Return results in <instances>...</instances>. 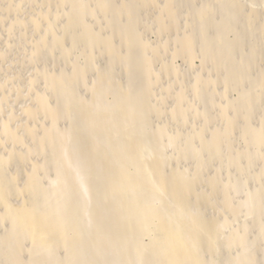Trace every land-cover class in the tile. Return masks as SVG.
I'll list each match as a JSON object with an SVG mask.
<instances>
[{
    "label": "bare ground",
    "instance_id": "bare-ground-1",
    "mask_svg": "<svg viewBox=\"0 0 264 264\" xmlns=\"http://www.w3.org/2000/svg\"><path fill=\"white\" fill-rule=\"evenodd\" d=\"M3 1L6 0H0V25L4 28L3 25L5 23L3 17L5 15L8 17L10 12L6 10L7 8L5 6L6 9L2 7V5H4L1 4ZM31 3L33 5L32 9L35 10L36 15L39 17L37 26L28 31L24 29L21 30L23 31L22 41H24L22 43L25 45V41L26 43L28 42L27 45H29V47L27 45L24 47L26 49L28 47L31 50L28 53L32 58L31 60L28 59L30 62L33 60L32 62L34 63L40 56L42 58V55H48L45 51L53 52L58 49L65 55V48L71 46L72 50L75 49L74 51L77 49L83 51L85 62L91 65L94 62L95 56L98 54H103L105 57L111 58L110 56L115 52L117 53L115 50L116 46L119 49L117 60L125 56L129 51L131 53L135 51L137 53L136 65L143 70H146L147 63L144 61V58L141 57V54L138 55V53L142 52L140 50L143 49L142 45L139 44V38L141 34H145V30H142L140 27V25L142 26L140 23L141 13H144L143 16L149 15L147 16L149 20L152 19V15L154 16V23L152 27H150L151 29L154 27L152 29L154 30L153 34H156V38L153 40L155 42L153 43V51L155 53L154 56H161L165 49L164 43H166V40L164 38L174 35L175 28L179 23L178 12L180 11L179 6H181L179 5L180 2L177 3V0H128V2L124 0H85L81 4L78 0H31ZM216 4L222 7L219 8H221L223 12H218L219 9L217 11L216 8H218V6L214 8L213 12L216 11L215 14L218 13V15H222V18L225 17V20L222 18L220 19L223 20L220 22L222 23V27H220L222 32L227 33L228 30H236V23L243 19L244 22L241 21L243 22V26L245 25V30L246 27H249L251 33H253V31H258L261 35L259 36L261 42H256V46L259 44L264 46V9L262 10L259 8V10H257L255 9L256 7H252L245 10L242 2L238 0H216ZM121 9L122 12L119 13ZM125 9H128L127 12ZM210 14L211 11L206 14L204 12V15L199 19L201 24H209L211 22H208L209 19L213 17L211 16L212 14ZM240 16L242 18H240ZM11 19L15 20L13 22H17L18 20L16 16ZM215 19H217V17H215L214 20ZM241 21L239 22L240 24ZM200 22L198 24H200ZM191 24L194 26L195 23ZM201 24L198 26H205ZM208 24L205 28H210L207 29L209 32V30H213L214 27H212V23L210 24V26L212 25L211 27ZM188 26L184 27L189 37L185 34L187 35L186 38L188 37L187 40L185 39V42H182L183 39L181 38L182 44L184 43L182 53L176 50L173 55L180 54L181 57L183 55V58L188 62L187 68L189 65L191 66L193 64V55H195L193 51L196 50V38L198 37H195L196 35L192 32L193 30H187ZM239 26L237 27L238 29ZM190 27L191 26H189L188 29H190ZM3 28H1V30H3ZM4 30L1 32H4ZM15 32L16 31H14V33ZM213 32H210L212 36ZM240 32L239 35H242L243 32ZM11 33L13 34V32H8L9 37ZM197 33L199 32L197 31ZM254 33L253 35H256ZM19 34H22V32H19ZM208 34L209 33H205L203 36L204 38L201 39L203 41L202 47H204L201 49V51H203L202 54L209 59H216L222 66L228 79L224 88L225 98L221 101L218 99L219 103H222L218 105H213L212 103L216 108L223 109L221 110V112L223 111L221 114L219 111V117L221 133L224 138L223 141H221L222 144L213 148L210 153L217 154L219 150L222 149V146L225 145L224 139L229 140L230 137L233 136V132L237 130L235 134L238 132L239 135L241 128L250 132V126L247 122L252 115L254 107L256 106L257 108V105L261 106L260 101H263L261 97L264 95V91H262L264 90V79L260 80L261 89H258L259 91L255 92L253 90L254 92H252L251 88V91L248 92L251 95H249V97L252 99L253 103L251 104L253 105L250 106L248 103L246 104V85L247 88H250L248 87V83L251 82L250 69L253 67H246L244 65L245 61L242 60L243 56H241V60L238 57L239 59L237 62L240 60L239 66H237L238 64L235 62V45H238L236 41L239 40H236V38L242 37H236L234 39L236 40L235 42L226 41L228 43L225 45L221 39L219 40L217 38L216 31L212 38L213 40H207V37H209ZM199 35L202 37L201 32ZM144 36H146V34ZM4 37L6 38L7 36ZM2 41L4 40L2 39ZM211 41L217 42V48L213 50L215 51L214 58L211 56V53L213 52L212 44L215 43ZM246 41L248 40L246 39ZM254 42L253 40V43ZM249 43L250 42H248V44ZM4 44H7V42L5 41L3 45ZM8 44H10V41ZM105 44L108 46V52L104 50ZM246 44L247 43H244V45ZM223 45H225L224 48ZM244 45L242 46L244 47ZM0 46L2 47V44ZM109 47L113 48L112 51ZM261 48L263 47L255 50L260 51L259 49ZM109 51L111 52L109 53ZM263 51L264 48L261 53ZM169 52L171 54L173 53L171 51ZM169 54L166 56L169 57ZM253 54H250L251 57L254 56ZM258 56L259 55H256L255 62ZM51 57L53 56L51 55ZM176 57L177 56H175V59ZM157 59L159 58L157 57ZM185 60H183L184 63L186 62ZM250 60L253 61L252 59ZM251 61L250 63H252ZM261 61L263 62L264 60ZM67 62L69 66H71L70 59ZM213 62L215 63V60ZM159 63L162 66L161 61ZM231 63L236 65L240 73L236 72L234 67H230L231 65L229 64ZM56 64H58V61H56ZM169 65L171 64L165 67L169 68ZM172 65L175 64L172 63ZM161 68L162 67L158 68L157 65L154 66L153 70H150L149 74H151V77H149L148 88L143 95L139 92L127 95L120 91L114 94L115 97L111 104H106L102 99L105 95V90L102 88L103 83L101 81L98 88L92 90L94 93L91 101L93 99L92 102L95 103V105H92L90 109L79 103L77 94L75 93L77 92L75 84L64 83L62 79H58L54 75H39L33 71L38 75L33 78L32 76L29 77V79H32L28 89L29 91L27 92L28 94L26 95H28L27 99H30V104L29 102L27 103L29 104L28 111L23 115L21 114L23 118H20L23 120L22 125L24 126V132H20L22 138L19 136L15 137L13 134L14 132L12 133L13 137L7 133L4 134L6 131L4 133L0 131V218H5L4 223L2 222L0 227L7 224L12 232L10 243H7V245L5 244L7 250L5 249L6 252H3L5 257L7 255V258H10V264H25L26 261H23L25 260L23 256L25 252H27L26 250H30L29 255L31 258L28 257L30 264H59L58 262L61 264L63 261L66 262H64L65 264H112L113 262L110 257L115 253L120 254L121 258L127 262L126 264H135V262L139 264H207L206 255L213 252L216 246L212 243L213 241H207L204 235L203 217L197 218L191 215L189 207L193 203V196L196 198L198 192H208L210 199L214 198L213 200H215V198L219 196L222 197L221 199L226 203L227 209L225 210L227 211L228 208H230V197L224 192L225 189L223 185H221L219 181L213 183V181L207 180V175L202 179H197L195 183L193 180L190 181L192 184H190V182L180 183L179 181L172 180L169 175L166 176L162 166L157 162H152V166L148 168L139 154L144 148H148L149 145H152L151 141L142 140L138 133V124L143 121H149L152 116V106L149 107V105H151L150 101L154 102L158 100L159 105L165 107V110L164 107L159 106L157 108V111L160 112L159 115L162 121L163 118H165L164 116H167L165 112H168L171 110L169 108L174 106L175 111L173 113L178 116V119L180 118L179 120L185 119L184 123L189 124V122H186L187 116L188 120L191 121L190 118L192 115L189 117V113H193V111L190 112V105H192V103L194 105V100L197 97L199 98V95H197L194 100L192 99L193 102L190 104V96L188 100V94L182 90L180 94L181 98H174L173 103L172 101L170 102L169 97L172 96L171 98H173L175 95L174 93L177 92L175 91L173 93L174 89L178 88V92L180 91L179 89L182 82L179 80L180 78H178V76L181 77L180 75L182 74L179 75L178 71L173 67H171L173 71L170 69H168L169 71H164ZM70 69L71 67H69V70ZM73 69L74 67L72 65V70ZM253 69L255 70V68ZM55 70L58 71L57 69ZM72 70H70V72ZM95 71L97 72L96 69ZM35 73L33 74L36 75ZM176 75L178 76L176 77ZM157 76L162 77H159L161 78L159 79ZM247 80L250 82H247ZM39 81H42L43 84H40L43 88H39ZM156 81L164 83L163 86L165 87L160 86ZM183 82H185V79ZM244 82L245 84L247 83L245 86L243 85ZM232 87H234L233 89L236 88L235 90L238 89L236 91L238 92V98L234 99V107H231L230 100L228 101V99H226V92ZM165 89L168 90V94L164 93ZM208 90L210 89L205 86H197L196 92L194 91L195 95L193 96L200 93V96H208L210 92L207 94L205 93L206 95H202L203 92H207ZM168 102L171 104H167ZM209 102L210 100L208 99L207 105H210ZM202 104L200 105L201 107ZM238 106H244L246 110L245 116L240 114ZM196 107L198 108V106ZM1 108L4 107L1 106ZM1 108L0 115H4V109ZM197 108H195L196 111L194 110V113L199 111ZM203 108L205 109V107ZM162 113L163 116L161 115ZM2 115V118L0 117V123L3 120ZM65 118L67 119V121L65 120L67 123L65 126L69 129L71 134L69 141L63 139L61 135L62 127L60 123L65 121L60 122V120ZM184 123H179L181 129L187 126V124L185 126L181 125ZM261 127L259 130H261V137L264 138V127ZM11 131L12 130H9V133H11ZM181 131L180 129L177 130L178 133ZM184 131L182 132L184 133ZM17 135L18 134H16V136ZM243 141L245 142L246 140ZM260 141L264 144L263 139H260ZM230 142L231 139L228 144H231ZM258 142L256 139H252L249 141V145L245 148L244 144L243 148L246 153H249L250 150H252L251 148L254 149L256 155L262 158L264 171V145ZM236 147H238V145ZM221 151L223 152V150ZM37 154L39 157H42V160H39L41 162H38V157L35 159L38 164L33 160V155L37 156ZM226 158L229 159L228 156ZM15 164H19L16 170L10 167L13 165L16 166ZM49 164L52 166L50 169L53 168L54 170V172L53 170L52 172L54 173L53 176H55L57 187L61 190V194H59V196L57 194L56 197L45 195L44 182H42V178L45 176V174L42 176L43 172L46 170V167L47 170L49 169ZM58 165L61 166V169L57 171L56 167H58ZM197 165L198 164H196V166ZM179 167L181 168V166ZM9 168L14 171L10 169L11 172L15 173L13 180H10ZM48 174L49 172L47 176ZM75 177L81 178L80 182L77 181ZM203 179L207 181L209 186H205L206 182L203 181ZM83 180H87L85 187L92 200L91 207L90 209L88 208V215L91 219V225L89 224L90 227L84 221L85 210H87L85 209L86 205L84 207L77 197L79 193L78 190L83 186L81 183ZM200 183L201 185L204 184V186H201ZM216 195L218 196L216 197ZM217 200H219V198H217ZM235 230L237 231V228ZM240 230L241 229H239V231ZM241 232L239 233L241 234ZM234 234L233 236L235 237L240 235ZM6 239L4 237V240ZM205 241L207 243H205ZM2 242L5 243L4 241ZM61 258L65 260L62 259V261H60ZM106 258H110L111 260L109 259L107 261Z\"/></svg>",
    "mask_w": 264,
    "mask_h": 264
},
{
    "label": "rangeland",
    "instance_id": "rangeland-1",
    "mask_svg": "<svg viewBox=\"0 0 264 264\" xmlns=\"http://www.w3.org/2000/svg\"><path fill=\"white\" fill-rule=\"evenodd\" d=\"M84 1L85 0H78V2H80V4L83 3ZM124 1L128 2V0H124ZM238 1L242 2V4L244 5L243 8L245 10H248L252 7L253 8L256 7L255 9H257V10H259V8L262 10L264 9V0H238ZM177 3H179V5H181V6H179L180 11L178 12L179 23H178L177 27L175 28L174 35H172V36L167 35L168 37L164 38L166 40V43H164L165 49H164V53L161 56L160 55L154 56L155 53L153 51V43H155L153 40L156 38V36H155L156 34H153L154 30H152V29L154 27L152 29L150 27H152V24L154 23V20H153L154 16L150 15L152 17V19L149 20L148 19L149 17L147 18V16H149V15H145L146 16L145 17V16H143L144 13L143 14L141 13V15H140L141 22L140 23L142 24V26L140 25V27L142 28V30H145L146 36H144L145 34H141V36L139 38V44L142 45L143 49L141 48L142 50H140V51H142V52L138 53V55L141 54L142 55L141 57L144 58V61L147 63L146 64L147 65L146 70H143L141 68H138V66L136 65L137 53L135 51L134 52L132 51V53L129 51L125 56H123L122 58L117 60L118 55H119L117 53L119 52V49L116 46H115V50L117 51V53L115 52L112 56H110L111 58H107L103 54H100L101 56L98 54L95 56L94 62L91 65H88L85 62L83 51H79L77 48H76L77 50L74 51L75 49L72 50L71 46L70 47L67 46L65 48V55L66 56L63 55L58 49H56V50H54L55 52L54 51L53 52L45 51V53L47 52L48 55L43 53L46 56L42 55V58L40 56L41 59L38 58V60H35L36 62L34 61V63H33L32 62L33 60L30 62V60L32 58H31V55L28 53L31 50H30V48H28L29 45H27L28 42L26 43V41H25V45H27L28 47L26 46L27 49L24 47L25 45H24V43H22V42H24V41H22L23 31H21V30L24 29V30L28 31L29 29H34L37 26V21H38L39 17L36 15L35 10L32 9L33 5L31 3V0H19V2H18V0L3 1L1 3V4H4V5H2V7L5 6L7 9L5 7L4 8L10 13H9L8 17H6L7 15H5V14H4L5 15L4 17L2 16L4 19L6 17L5 20L3 19V21L5 23L3 25L4 28L1 27V25H0V33H1L0 34V36H1L0 41H2V39L4 40V41L0 42V45L2 44V47L0 46V51H1L0 52V56H1L0 58L2 60L4 59L3 61L0 59L1 60L0 61V66H1L0 67V79H1V81L2 80L4 81V82L0 81V98H1L0 99V103H1L0 108H1V106L4 107L1 109H4L3 112H5V113H3L4 115L1 114L3 116V120L0 123V131H2L3 133L6 131L4 134L7 133V134L12 135V136L14 134L15 137L19 136L20 138H22V136H20V132H24V126L22 125L23 120H21V119L23 118L22 115L24 113H26V111H28L27 110L28 105L30 104V99H27L28 95H26V94H28L27 92L29 91L28 89L30 87L31 79L34 76H37L38 74L39 75L45 74L48 76L54 75L56 78L62 79L64 81V83L75 84L76 89H77V92H75V93L77 94V99H78L79 103H81V105L86 106V108L89 107L88 109H90L92 105H95V103L92 102L93 99L91 101V98H92L93 93H94V91L92 92V90L97 89L98 86L100 85L101 81L103 83L102 88L105 90V92H104L105 95L103 96L102 99L106 104H111V102H113V99L115 97L114 94H116L117 92H120V91L124 94H127V95L130 93L133 94V93H138V92L143 95L145 90L148 88L149 77H151L150 76L151 74H149V72H150V70H153L154 66L158 65V68L162 67L161 69H163L164 71H167L168 69L171 70V67L175 68V70L178 71L179 75L182 74L180 76L183 79L181 77H179L178 75H176V77L178 76V78H180L179 80L182 82V84H181V87L179 89L180 90L179 92L177 90L178 88H175L176 90L174 89L173 93L175 91H177L178 93L175 92L174 93L175 95L173 98H171L172 96L169 97V101L170 102L172 101V103H173L174 98L180 99L181 98L180 94H181L182 90H183V92L185 91V93L188 94V97H187L188 100H189V96H190V98H191L189 100L190 104H191V102H193L194 98H196L197 95H199V98L197 97L194 100L195 101L194 105H193V103H192V105H190V112L193 111V113L192 112L189 113V117L192 115L193 118L191 117L190 118L191 121H190V120H188V116H187L188 121L186 120V122H189V124L186 123L187 126H185L186 125L184 123L185 119L184 120L183 119L179 120L180 118L178 119V116H176L175 113H173L175 111V109H174L175 107L173 106V107L169 108L171 110H169V111L167 110L168 112H165L168 117L164 116L165 118H163V121H162L160 118V115H159L160 112L157 111V108L159 106L160 107H164V106L159 105L158 100H156L154 102L150 101L151 105H149V107L152 106V108H151L152 116H151L149 121H147V122L143 121V122H140L138 124L139 125V130H138L139 132L138 133L141 136L142 140H144V141L149 140V142L151 141L152 145L151 146L149 145V147H148L149 149L144 148L142 150V152H139L140 157H141L142 161H144L147 164L148 168H149V166H152L151 165L152 162H157L160 166H162L166 176L169 175V177L172 180L179 181L180 183H183V182L189 183L192 180L195 183V181H197V179H202L207 175L206 176L208 178L207 180L213 181V183H215V181H219V182H221V185H223V188L225 189L224 192H226V195L228 197H230V201H229L230 202V205H229L230 208H228L227 211L225 210V209H227L226 203L221 199L222 197H220V196L217 197L218 195H216V197L219 198V200H217V198H215V200H213L214 198L210 199L208 192H198L196 195V198L193 196V203L189 207V209L191 210V215L196 216L197 218L203 217V219H204V224H203L204 225V227H203L204 228V235H205L207 241H209V242L213 241L212 243H214L216 246L215 250L208 254L209 257H208V255H206L207 264H264V188H263L264 187V181H263L264 180V175H263L264 171H263V165H262L263 161H262V158H260L256 155V152L254 151L253 148H251L252 150H250L249 153L248 152L246 153L244 148H243L244 144H245V148H246L247 145H249L248 144L249 141H251L252 139L253 140L256 139V141L257 142L259 141L258 143L261 145L263 144L260 141V139L261 140L263 139V141H264V138L261 137L262 136L261 132H260L261 130H259V129L262 128L261 126L264 127V102H263L264 101V95H263V97H261L262 98L261 100H263V101H260L262 107L260 105H257V108H256V106H255L254 110L252 112V115L247 122V124L250 126V132H247V130H244L241 128L240 134L238 135V132H237V134H235V132L237 131L236 130L235 132H233L234 133L233 136L235 135L234 136L235 139L233 138V136L230 137V139H231L230 143L231 144H228L230 139L229 140L224 139L225 145H223L222 149H221V150H223V152L221 150H219V152L217 154H215V153L210 154L212 152L213 148L222 144L221 141H223V138H224L222 136V133H221V125H220V117H219V115L223 112V111L221 112V110H223V109L216 108L213 105H215V104L218 105V104L222 103V102L219 103V100L221 101V100H223V98H225L224 88H225V85H226L228 79H227V76H226L222 66L220 65V63L216 59H212V58L209 59L207 57H204V55L202 54L203 51H201V49L204 48V47H202L203 41L201 39L204 38L203 36L205 33H209L208 34L209 37H207V40H210L214 37L215 31H216L217 38L219 40L221 39V41L225 45L228 43L226 41H229V42L234 41L235 42L236 40L239 39L238 41H236L238 43V45H237L238 47L235 45L236 51H234V53H236L235 54L236 55L235 62L238 64L237 66H239V62L242 59L241 56H243L242 60L246 62V64L244 62V65L246 67L251 66V67L255 68V70H254L253 68L250 67L251 68L250 72L253 74V76H252V74L250 73L251 82L247 80V82L251 83V84L248 83L249 84L248 87H250V88H247V85H246L247 83L245 84V82H244V84H243L244 86L246 85V89H247L246 93H245L246 94L245 95L246 96L245 97L246 104L248 103L250 106H252L253 104H251V103H253V102H252V99L249 97L250 94L248 92L251 91L250 90L251 88H252V92L259 91L258 89H261V83H260L261 81L260 80L264 79V61L263 62L261 61V60H264V51L261 53L264 46H262L260 44H259L260 46L258 45L259 47L256 46L257 45L256 42H258V41H259V43L261 42V40L259 38V36H261V35L258 31H253V33L255 32L254 34H256V35H253V33H251L249 27L248 28L246 27V30H245V25L243 26V22H244L243 19H241L243 22L241 20H239L240 18H242L241 16L238 19L239 22L241 21V24L238 21H236L238 23H236V25H235L237 27L240 25L239 29L237 27H235L236 30L235 29L230 30V31L228 30L227 33L222 32L220 29V27H222V23H220V22L223 21V20H220L222 18L221 17L222 15L219 14L220 15L219 16L218 13L215 14L216 11L213 12V10H214V8H216V6H218V8H216L217 11L219 9L218 12H220V11H221V13L223 12L221 9L222 7L216 4V0H182V1L177 0ZM245 4H246V7H245ZM247 6L248 7L250 6V7L248 8ZM219 7H221V8H219ZM127 10L128 9H125L126 12H127ZM210 11H211V14L213 12L212 15L210 14L211 16H213L214 18L217 17V19H215V20L212 17V19H209V21H208V22H210V21L211 22L209 24L207 23L210 26L211 23L213 25V23L215 22L213 26L211 25L212 27H214V29L216 28L215 30L213 29L214 32H213V30H209V32H208L207 29H210V28H205L207 26V24H205V23L201 24V22L199 21L201 16L204 15V12L206 14ZM121 12H122V9L119 10V13H121ZM14 16L17 17V19H18L17 22H13L15 20L11 19V18H14ZM211 16H210V18H211ZM197 17H199V18H197ZM223 17H224V15H223ZM145 18H147V19H145ZM224 18H222V19H224ZM10 19H11V22H10ZM144 21L145 22L147 21V22L145 23ZM199 22L202 26H204V25L205 26L204 27L198 26V25H200V24H198ZM191 23H195L194 26ZM188 25L191 26L190 29H188L189 28ZM184 26L185 27L188 26L187 30H190V31L193 30L192 32L195 33V35H196L195 37L198 36L196 38L197 39V43L195 46L196 50L193 51V52H195V55H193V56L194 57L197 56L198 58L193 57V59H194L193 64H192L193 67H192V65L191 66L189 65L188 68H187L188 62L183 58V55H182V57L180 54L175 55V56H177L176 59H175V56H173L175 54L176 50L178 52L182 53V51H183L182 49L184 46V43L182 44V42H185L187 40V38L189 37V35L185 32L186 28ZM242 27H244V28H242ZM1 28H3V30L5 29L6 32H5V30H4L5 33L1 32V31H3V30H1ZM144 28H147V29H144ZM240 29H241V32H240ZM218 30H220V31H218ZM14 31H16V32L14 33ZM18 31L22 32V34H19ZM197 31L199 33L201 32V35L203 32H205V33H203V35L201 37L199 35V33H197ZM235 31H237V32H235ZM8 32H13V34L11 33L10 34L11 36L9 37ZM210 32L211 33L213 32V36H212V34H210ZM239 32L240 33L243 32V34L239 35ZM244 32H246V33H244ZM185 34L188 35L187 38H186L187 35H185ZM222 34H223V36H222ZM4 36H7V37L5 38ZM210 36H211V38H210ZM228 36H229V38H228ZM93 37H95V36H93ZM236 37H242V38H236ZM11 38H12V40H11ZM181 38L183 39L182 42H181V40H182ZM235 38H236V40H234ZM245 38L248 41H246ZM8 39L10 41V44H8V42H9ZM24 39H25V37H24ZM253 40L255 41L254 43H253ZM5 41L7 42L8 46H7V44L3 45V43H5ZM145 41H147V42H145ZM211 42L215 43V44H212V51H213L214 49L217 48V42H215V41H211ZM248 42H250L249 44H251V45H249ZM11 43H13V44H11ZM168 43H170V44H168ZM244 43H247L246 44L247 46L244 45ZM225 45H223V48L225 47ZM242 45H244V47ZM5 46H7V47H5ZM249 46H252L253 48L249 47ZM260 47H263V48L259 49L260 51L255 50V49L260 48ZM237 48L239 51L237 50ZM109 49L112 51L113 48L109 47ZM66 50H69V51H66ZM104 50L106 52H108V46L106 44H105ZM111 51H109V53ZM169 51H171L173 53L171 54ZM237 51H238V53H237ZM2 52H4V53H2ZM214 52L215 51H213L211 53V56H213V58H214ZM254 52L257 54H255ZM166 53L169 54V57L166 56L167 55ZM60 54H62V55H60ZM67 54H69V55H67ZM198 54H199V56H198ZM250 54L254 55V56H252L254 59L251 57ZM51 55L53 57H51ZM256 55H259L260 57L258 56V58L255 62ZM48 56H50V57H48ZM64 56L66 57V60H65ZM157 57L159 59H157ZM238 57L240 58L239 62H237V60L239 59ZM48 58H51L52 60L48 59ZM55 58H57V59H55ZM68 58L70 59L71 66H69V64L67 62V61H69ZM259 58H261V59H259ZM28 59H30V60H28ZM250 59H252L253 61H251ZM41 60H42V62H41ZM168 60H169V62H168ZM172 60H173V62H172ZM183 60H185L186 62L184 63ZM214 60H215V63L213 62ZM50 61H52V62H50ZM56 61H58V64H56ZM61 61H62V65H61ZM160 61H161L162 66L159 63ZM250 61L252 63H250ZM171 62L175 65H172ZM262 63H263V65H262ZM168 64H171L172 66L169 65V68L165 67V66H168ZM176 64H177V66H176ZM250 64H252L254 66H252ZM56 65H59V66H56ZM72 65L74 67L73 70H72ZM229 65H231L230 67H234L236 72L240 73V70L236 67L235 64L231 63ZM69 67H71V69H70V70H72L71 72L69 70ZM58 68H60V69H58ZM55 69H57L58 71H56ZM95 69L97 70V72L95 71ZM33 71H35L38 74H36ZM171 71H173V70H171ZM254 71H255V73H254ZM33 73H35L36 75H34ZM219 74H220V76H219ZM31 76H32V78L29 79V77H31ZM159 77H162V76H159ZM159 77L157 76V78H159ZM224 77L226 80L224 79ZM159 79H161V78H159ZM184 79H185V82H183ZM164 80H165V78H164ZM156 82H158L160 86L164 85V83H162V82H159V81H156ZM40 83H42V81L41 82L39 81V84ZM27 84H29V85H27ZM12 85H13V87H12ZM197 86H205V87L210 89L207 92H203L202 95L205 93L207 94L208 92L213 93V94L208 93V96L205 94L206 96L204 97V95L200 96L201 95V93H200V94H196V96H193V95H195V92H196L195 90H196ZM41 87L42 86L40 84L39 88H41ZM163 87H165V86H163ZM233 88L234 87L228 89L229 91L226 92V99H228V101L230 100V106L231 107L235 106V103H234L235 100L234 99L238 98V92H236L238 89L235 90L236 88L235 89H233ZM17 91H19V92H17ZM167 91L168 90L165 89L164 93L168 94ZM216 91H217V93H216ZM262 91H264V90H262ZM15 95H17V96H15ZM209 95H210V98H209ZM7 96H8V98H7ZM22 96H24V97H22ZM212 96L214 99L212 98ZM208 99L210 100V102H209L210 105H207ZM216 99L217 100L219 99V100L217 101ZM213 100L214 101L216 100V101L214 102ZM5 101H7V102H5ZM19 102H20V104H19ZM23 102L26 104H24ZM28 102H29V104H27ZM91 102H92V104H91ZM260 102H258V103H260ZM212 103H213V105H212ZM167 104L170 105L171 103L168 102ZM201 104H202V107L200 106ZM7 105H8V107H7ZM196 106H198V108ZM167 107H168V105H167ZM203 107H205V109ZM195 108H197V110H199L196 113H194L196 111ZM213 109L216 110L217 112L214 111ZM238 109H239V112L242 116L246 115V110L244 109V106H242V107L238 106ZM164 110H165V107H164ZM7 111H9V112H7ZM219 111H220V114H219ZM9 114H10L11 118L9 117ZM1 115H0V117H1ZM161 115L163 116V113ZM65 120L67 121V119L65 118L63 120H60V122H63ZM168 120H169V122H168ZM66 121L63 123H60L61 127H62L61 128V135L63 136V139L69 141L71 138V134H70L69 129H67L65 126V125H67ZM180 122L184 123L181 125L182 126L184 125L185 128L182 127V129H181V127L179 125ZM178 125H179V128H178ZM177 128L182 130V131L185 130L184 133L182 131L180 133H178ZM9 130H12L11 133H9ZM217 130H218V132H217ZM16 134H18V135L16 136ZM243 140H246V141L244 142ZM237 145H238V147H236ZM240 147H241V149H240ZM224 148H225V154H224ZM47 152H50V151H47ZM239 152H242V153H239ZM218 154H220V155H218ZM223 155H227L229 157V159L226 158L227 156H223ZM0 156H1V151H0ZM57 157H58V154H57ZM36 158H37L38 162H41V161H39L40 159L42 160L41 156L39 157L38 154H37V156L33 155L34 161ZM210 159H212V160H210ZM196 164H198V165L196 166ZM18 165L19 164H17L16 166L13 165L14 167L13 166H10V167L12 169L16 170V169H18ZM56 166H57V164H56ZM179 166H181V168ZM51 167L52 166H50V164H49L48 168L50 169ZM11 168H9L8 172L10 174L9 175L10 180H13V178H14L13 176L15 175V173H13L14 171ZM56 168L58 171L59 169H61V166L58 165V167H56ZM10 169L13 172H11ZM49 169L47 170V167H46V170H44L43 175H42V176H44V174H45L44 178H42V182H44L43 183L44 184V191H45L46 196L56 197L57 194H58V196H59V194H61V190L59 187H57V182H56V179L54 178L55 176H53V174H54L53 168L50 170ZM52 170H53V172H52ZM262 171H263V173H262ZM45 172H47V173L49 172L48 176H47V173H45ZM50 172H51V174H50ZM46 176H47V178H46ZM45 179H47V180H45ZM75 179L79 182L81 180V178H78V177H75ZM85 181L83 180L81 182L83 186H81V188L78 190L79 193H78L77 197L79 198L80 202L83 204L84 207L86 205L85 209H87V210H85L84 221L90 227L91 219L89 218L88 211L91 207L90 205L92 204V200H91V197L89 196V194L87 193V190L85 187V183L87 184V180H85ZM203 181L206 182L205 186H209L207 184L206 180L203 179ZM261 181L263 184L261 183ZM190 184H192V183L190 182ZM200 185H201V183H200ZM201 186H204V184ZM209 205H211V206H209ZM255 211H257V212H255ZM4 221H5V218H0V226H1L2 222L4 223ZM5 225L7 226V224H5ZM5 225L0 227V264H10L9 262H11L10 258H7L8 257L7 255H6V257L4 256L5 255L4 253L7 250L5 244L7 245V243H10L11 238H12L11 230L8 228V226L6 227ZM236 228H237V231L235 230ZM239 229H241V230L239 231ZM1 230H3V231H1ZM241 231H243V232H241ZM239 232H241V234ZM233 234L234 235L240 234V235H237L238 237L237 236L235 237V236H233ZM4 237H5V239L6 238L7 239L4 240ZM2 241H4L5 243H3ZM205 243H207V242L205 241ZM26 251L27 252H25V255L23 256L25 260H23V261H26L25 264H30L29 260H28L29 259L28 257H30V255H29L30 250H26ZM118 257H119V259H118ZM110 258H106V260L108 261L110 259L113 262L112 264H126L127 263L125 260H123L121 258L120 254L115 253ZM62 259L63 258H61L60 261H62ZM63 260H65V259H63ZM64 262L65 261H63V263ZM58 263L60 264V262H58ZM63 263H61V264H63ZM135 264H139V263L135 262Z\"/></svg>",
    "mask_w": 264,
    "mask_h": 264
}]
</instances>
